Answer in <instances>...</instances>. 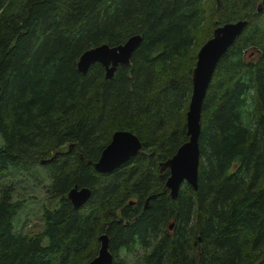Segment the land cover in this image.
Wrapping results in <instances>:
<instances>
[{
    "label": "trees",
    "instance_id": "1",
    "mask_svg": "<svg viewBox=\"0 0 264 264\" xmlns=\"http://www.w3.org/2000/svg\"><path fill=\"white\" fill-rule=\"evenodd\" d=\"M257 1L0 0V180L54 155L43 163L49 179L38 233L14 232L21 202L13 186L0 185V264H86L104 230L111 264H126L117 253L135 246L138 264H264V0ZM239 19L246 25L201 101L196 187L182 182L170 198L158 162L186 140L196 51L216 24ZM133 34L139 44L110 79L99 63L77 71L85 49ZM115 130L133 133L140 149L96 172L92 162ZM74 185L90 191L77 209L65 197Z\"/></svg>",
    "mask_w": 264,
    "mask_h": 264
},
{
    "label": "water",
    "instance_id": "2",
    "mask_svg": "<svg viewBox=\"0 0 264 264\" xmlns=\"http://www.w3.org/2000/svg\"><path fill=\"white\" fill-rule=\"evenodd\" d=\"M259 11V7L256 8ZM216 23V22H214ZM246 25L245 19L226 22L213 28L211 35L198 47L194 65L190 73V94L184 112V127L186 140L182 142L167 159L158 162V171L167 170V176L162 190L167 191L170 198H174L182 182L193 189L196 187L199 134V113L201 101L206 87L211 79L214 67L220 56L234 42ZM140 36L133 34L122 43L109 46L99 44L81 52L76 60V69L85 74L93 63H99L104 69V77L110 79L118 65H126L133 50L140 42ZM264 116V112H263ZM140 149L138 138L127 130H115L109 141L102 147L98 158L92 162L96 172L109 173L134 156ZM54 155L43 164L50 161ZM89 161H86L88 163ZM90 195L86 187H71L65 194L73 209H77ZM171 228V224L168 226ZM98 249L86 264H111L112 255L108 250L105 232L97 237Z\"/></svg>",
    "mask_w": 264,
    "mask_h": 264
},
{
    "label": "rangeland",
    "instance_id": "3",
    "mask_svg": "<svg viewBox=\"0 0 264 264\" xmlns=\"http://www.w3.org/2000/svg\"><path fill=\"white\" fill-rule=\"evenodd\" d=\"M259 3V0L256 4ZM246 54V59L255 55ZM1 143V141H0ZM49 170L43 164H34L26 167L25 170L8 169L1 173L0 185L9 184L13 186V200L21 202L20 209L16 212L12 221L14 232L25 235L38 233L42 228L41 211L43 203L47 198V187ZM179 189V188H178ZM142 248L133 247L128 252L119 250L117 258L126 264H138Z\"/></svg>",
    "mask_w": 264,
    "mask_h": 264
},
{
    "label": "flooded vegetation",
    "instance_id": "4",
    "mask_svg": "<svg viewBox=\"0 0 264 264\" xmlns=\"http://www.w3.org/2000/svg\"><path fill=\"white\" fill-rule=\"evenodd\" d=\"M163 172H164V171H163ZM147 200H148V199H144V201H143V203H142V208L145 207ZM85 202H86V201H85ZM85 202H83L81 205H83ZM136 202H137V200H135V201H128L127 204L133 206V205L136 204ZM81 205H80V206H81ZM80 206H79V207H80ZM103 232H106V231L104 230ZM103 232H102V233H103ZM106 235H107V234H106ZM107 243H108V236H107ZM108 250H109V249H108ZM109 252H110V251H109ZM110 253H111V252H110ZM111 255H112V254H111Z\"/></svg>",
    "mask_w": 264,
    "mask_h": 264
}]
</instances>
